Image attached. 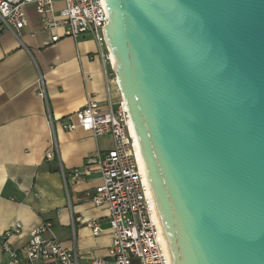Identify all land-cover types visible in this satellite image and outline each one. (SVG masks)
Instances as JSON below:
<instances>
[{
  "label": "water",
  "instance_id": "1",
  "mask_svg": "<svg viewBox=\"0 0 264 264\" xmlns=\"http://www.w3.org/2000/svg\"><path fill=\"white\" fill-rule=\"evenodd\" d=\"M172 264H264V0H102Z\"/></svg>",
  "mask_w": 264,
  "mask_h": 264
},
{
  "label": "crops",
  "instance_id": "2",
  "mask_svg": "<svg viewBox=\"0 0 264 264\" xmlns=\"http://www.w3.org/2000/svg\"><path fill=\"white\" fill-rule=\"evenodd\" d=\"M62 5L55 2L56 13ZM24 10L20 37L0 34V264L8 259L1 247L4 231L21 225L9 238L12 249L21 251L30 232L46 221L65 247L75 248L79 264H89L106 256L111 244L107 209L87 195L100 183L97 164L90 162L78 182L65 174L103 155L111 138L80 127L64 130L60 121L81 109L88 95L101 105L120 96L103 76L89 34L73 38L64 36V27L44 30L34 7ZM53 34L57 41H51ZM88 221L98 223V235Z\"/></svg>",
  "mask_w": 264,
  "mask_h": 264
},
{
  "label": "built area",
  "instance_id": "3",
  "mask_svg": "<svg viewBox=\"0 0 264 264\" xmlns=\"http://www.w3.org/2000/svg\"><path fill=\"white\" fill-rule=\"evenodd\" d=\"M56 1L0 0V34L9 31L19 38L24 26V9L27 5L33 6L41 16L44 30L64 27V36L73 38L89 34L96 43L103 76L107 83L113 84L116 77L112 53L104 37L108 13L103 1L60 0L63 5L58 13L54 7ZM59 37L53 34L51 41H57ZM39 94L43 95L42 89ZM130 121L120 98L113 101L107 97L101 105L91 95L81 109L60 121L64 130L80 127L93 137L111 138V147L103 155L89 159L81 169H72L65 174L78 182L88 174L90 162L97 164L100 183L87 195L93 205L107 209L111 244L106 256L94 257L89 264H172L160 237L156 209L140 168ZM52 157L51 152L46 153L47 159ZM86 225L93 235H98L100 229L96 221H88ZM20 228L19 223L14 224L1 235V247L8 254L5 264H79L75 248L65 247L55 237L49 221L30 232L21 251L12 249L9 238Z\"/></svg>",
  "mask_w": 264,
  "mask_h": 264
},
{
  "label": "bare ground",
  "instance_id": "4",
  "mask_svg": "<svg viewBox=\"0 0 264 264\" xmlns=\"http://www.w3.org/2000/svg\"><path fill=\"white\" fill-rule=\"evenodd\" d=\"M112 61H113V58H112ZM113 64H114V61H113ZM114 83H115V85L117 87L116 80L114 81ZM117 89H118V87H117ZM129 127H130L131 134L135 138V141H136V144H137V153H138L140 168L142 170V173H143V176H144V180H145L146 185H147V188H148V192H149V194H150V196H151V198L153 200V204H154V207L156 209V219H157V224H158L159 230H160V237H161V239H162V241H163V243H164V245H165V247H166V249H167V251L169 253L168 246H167V242H166V238H165L164 231H163V227H162V224H161V221H160L159 213L157 211L156 204H155V201H154V197H153V194H152V191H151V188H150L148 179H147L144 162H143L142 156L140 154V150H139V146H138V141H137V138H136V135H135V132H134V129H133V126H132L131 121H130V126ZM169 255H170V253H169Z\"/></svg>",
  "mask_w": 264,
  "mask_h": 264
}]
</instances>
